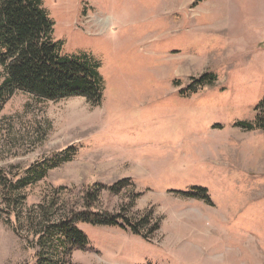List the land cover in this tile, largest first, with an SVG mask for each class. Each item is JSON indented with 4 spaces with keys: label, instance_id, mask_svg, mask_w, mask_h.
I'll return each instance as SVG.
<instances>
[{
    "label": "rangeland",
    "instance_id": "rangeland-1",
    "mask_svg": "<svg viewBox=\"0 0 264 264\" xmlns=\"http://www.w3.org/2000/svg\"><path fill=\"white\" fill-rule=\"evenodd\" d=\"M43 1L63 54L98 61L105 92L99 106L18 92L3 107L1 175L71 161L0 184V264H264V132L240 127L264 100V0ZM89 211L158 227L78 224L89 243L63 255L52 231Z\"/></svg>",
    "mask_w": 264,
    "mask_h": 264
},
{
    "label": "trees",
    "instance_id": "trees-1",
    "mask_svg": "<svg viewBox=\"0 0 264 264\" xmlns=\"http://www.w3.org/2000/svg\"><path fill=\"white\" fill-rule=\"evenodd\" d=\"M54 26L43 0H0V65L5 68V79L0 84V112L18 92L30 94L46 102L82 97L94 106L101 105L105 92L104 78L100 73L101 64L87 54L77 58L63 54L62 42L53 37ZM208 81L214 82L215 79L207 75L199 80L203 83ZM258 111L259 121L256 127H240L264 132V100ZM70 161L71 154L66 153L36 164L28 168L24 177L17 179L14 184L13 179L9 180L0 171V184L4 189H23L44 180L53 169ZM127 186H130L128 182H120L109 188L96 186V190L87 194L86 200L91 205L98 200L101 189L117 193ZM198 191L203 194V199H207L206 190ZM123 222L128 223L132 233L143 236L144 239L158 227L143 234L139 227L148 224L146 219L132 225L121 215L89 211L73 213L68 221L58 224L52 233H55V239L64 251L63 255H68L76 249L86 248L89 243L78 224L124 229ZM36 264L52 262L39 257Z\"/></svg>",
    "mask_w": 264,
    "mask_h": 264
}]
</instances>
